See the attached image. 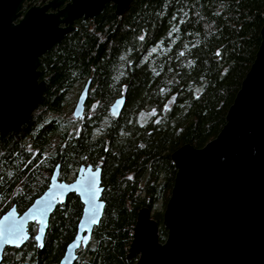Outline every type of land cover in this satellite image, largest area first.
Segmentation results:
<instances>
[{
    "label": "trees",
    "instance_id": "trees-1",
    "mask_svg": "<svg viewBox=\"0 0 264 264\" xmlns=\"http://www.w3.org/2000/svg\"><path fill=\"white\" fill-rule=\"evenodd\" d=\"M263 13L264 0H133L121 16L109 3L96 18L75 21L76 31L40 59L46 85L28 123L0 131V207L27 209L56 165L63 179L82 165L100 167L103 218L75 264H135L127 257L138 210L153 211L159 199L166 207L173 152L203 148L226 125L260 47ZM88 80L86 109L76 118ZM121 96L124 108L110 114ZM83 207L70 194L49 217L43 248L30 237L6 251L4 264H58ZM152 215L165 241L163 214Z\"/></svg>",
    "mask_w": 264,
    "mask_h": 264
},
{
    "label": "water",
    "instance_id": "water-1",
    "mask_svg": "<svg viewBox=\"0 0 264 264\" xmlns=\"http://www.w3.org/2000/svg\"><path fill=\"white\" fill-rule=\"evenodd\" d=\"M33 0H0V131L11 132L30 120L44 95L40 59L66 34L75 21L96 18L109 3L118 16L133 0H64L35 6ZM264 14V13H263ZM255 61L235 95L226 125L203 148L184 144L172 153L176 179L162 226L149 207L137 212L127 258L135 264H264V26ZM91 80L77 97L72 115L83 116ZM110 114L125 106L118 97ZM102 169L81 166L72 182L58 180L56 165L50 185L23 213L11 208L0 218V264L9 247L21 248L30 237L28 225L37 224L34 240L42 249L50 216L72 193L84 205L77 235L58 264H75L105 209ZM95 219V223L93 220ZM43 229V231H41ZM16 236H22L17 240Z\"/></svg>",
    "mask_w": 264,
    "mask_h": 264
},
{
    "label": "flooded vegetation",
    "instance_id": "flooded-vegetation-1",
    "mask_svg": "<svg viewBox=\"0 0 264 264\" xmlns=\"http://www.w3.org/2000/svg\"><path fill=\"white\" fill-rule=\"evenodd\" d=\"M50 1H53V0H33L32 1V3H33V5H35V6H43L44 7V5H46V4H48ZM55 1H57V0H55ZM58 1H60V0H58ZM64 2H65V4H69L70 3V0H64ZM61 169V168H60ZM60 173H61V170H60ZM60 173H59V177H58V180H60L61 182H64V181H66V182H72L74 179H75V175H76V173H75V175H73V177H65L64 179L61 177V175H60ZM51 181V180H50ZM36 185H37V183H36ZM50 185V182L48 183V186ZM47 186V187H48ZM34 187H36V186H33V188ZM46 187V188H47ZM45 188V189H46ZM2 196L0 195V202L2 201ZM8 206H9V208H7V209H5L6 207L4 206V205H2L1 207H0V218L2 217V215L4 214V213H6L8 210H10L11 208H14V207H16V209L18 210V213H23L24 211H26L27 209H24L23 211L22 210H20L19 209V207L17 206V204L16 203H14V204H11V203H8ZM27 208H28V206H27ZM37 231V224L36 223H31L30 225H28V230H27V232H29V234H30V237H33V239L35 238V235H36V232ZM30 237H28V239H27V241L30 239ZM27 241H26V243H27ZM35 241V240H34ZM36 242V241H35ZM26 243H24V244H26ZM24 244H23V246H24ZM22 246V247H23ZM21 247V248H22ZM18 247H16V248H14V247H7L6 249H5V251H4V253H3V258H4V254L6 253V251L7 250H9V252L10 253H12L14 250H16ZM20 248V249H21ZM10 249H13V250H10ZM2 264H4V261H3V263Z\"/></svg>",
    "mask_w": 264,
    "mask_h": 264
},
{
    "label": "rangeland",
    "instance_id": "rangeland-1",
    "mask_svg": "<svg viewBox=\"0 0 264 264\" xmlns=\"http://www.w3.org/2000/svg\"><path fill=\"white\" fill-rule=\"evenodd\" d=\"M146 118H147V113L143 112L142 113V119H146ZM165 208L166 207L163 205V201L159 199L158 202L156 203L155 207L153 208V211L151 210V214L155 213V211H159L161 214H163V211L165 210Z\"/></svg>",
    "mask_w": 264,
    "mask_h": 264
},
{
    "label": "snow or ice",
    "instance_id": "snow-or-ice-1",
    "mask_svg": "<svg viewBox=\"0 0 264 264\" xmlns=\"http://www.w3.org/2000/svg\"><path fill=\"white\" fill-rule=\"evenodd\" d=\"M93 223H95V219L93 220ZM41 231H43V229H41ZM11 235H14L13 230H10L9 238H4V233L0 232V238H3V239H4V243H9V242H10V237H11ZM15 238H16L17 240H22V239H23L22 236H16Z\"/></svg>",
    "mask_w": 264,
    "mask_h": 264
},
{
    "label": "bare ground",
    "instance_id": "bare-ground-1",
    "mask_svg": "<svg viewBox=\"0 0 264 264\" xmlns=\"http://www.w3.org/2000/svg\"><path fill=\"white\" fill-rule=\"evenodd\" d=\"M77 104V103H76ZM76 106V105H75ZM74 109H75V107H74Z\"/></svg>",
    "mask_w": 264,
    "mask_h": 264
}]
</instances>
